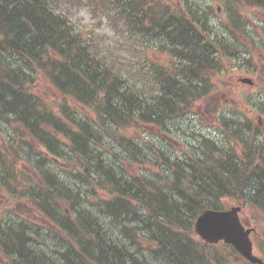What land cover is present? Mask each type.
<instances>
[{
  "label": "trees",
  "instance_id": "1",
  "mask_svg": "<svg viewBox=\"0 0 264 264\" xmlns=\"http://www.w3.org/2000/svg\"><path fill=\"white\" fill-rule=\"evenodd\" d=\"M227 1L264 8V0ZM82 8L98 22L85 21ZM229 11L232 24L219 27L198 0L176 9L165 0H0V135L9 136L0 137V187L51 222L47 229L19 217L0 222L1 257L10 264H228L198 238L194 222L204 209H225L224 199L264 213L260 126L225 120L218 139H199L183 157L121 131L134 124L172 130L213 89L207 77L224 70L222 53L251 67L246 51L256 30ZM111 26L127 53L106 45ZM150 43L169 53L167 65L143 57ZM38 74L57 101L35 89ZM19 161L27 171L16 168ZM136 164L139 172L128 170ZM20 177L27 182L17 187Z\"/></svg>",
  "mask_w": 264,
  "mask_h": 264
},
{
  "label": "rangeland",
  "instance_id": "2",
  "mask_svg": "<svg viewBox=\"0 0 264 264\" xmlns=\"http://www.w3.org/2000/svg\"><path fill=\"white\" fill-rule=\"evenodd\" d=\"M174 9L180 7L182 0H165ZM201 2L205 10H211L209 14L214 26L231 25V11L237 12L242 15L246 24L251 26L248 29H255L257 34V42L249 43L246 52H249L252 63L251 67H243L239 59L235 61L232 55H225L222 53L224 70L210 72L213 83V89L206 94L203 98L195 101L194 106L189 112L183 114L182 119H177L175 127L172 130L163 131L153 125L134 124L121 132L125 135H130L138 140L143 141L146 138L158 142L163 148H169L170 152L175 155L183 157L184 154L191 152L190 150L197 144L199 139L209 137L211 139H218L223 131L220 125L224 126L225 120H236L249 118L253 124L259 125V119L262 121L260 126V133L257 134V140L264 143V8L256 6H245L243 4H234L227 0H198ZM81 17L89 24L98 22L87 9H80ZM112 27V26H111ZM234 28V26L232 27ZM104 30L109 34L106 45L118 46L119 50L123 53L128 52V47L121 46L119 41L124 40L121 33L114 27H104ZM252 31V30H250ZM249 31V32H250ZM237 32L239 33L240 31ZM126 43V41H125ZM146 47V53L143 54L145 59L151 60L159 64L167 65L170 62L169 53L158 50L159 47L156 43H150ZM139 55V52H135ZM135 59L129 57L128 61ZM136 63L140 62L135 59ZM251 78L252 84L243 82L242 78ZM36 90H45L49 97L46 102L53 103L58 99L56 90L49 86L48 80L44 75L38 74ZM42 95V93H40ZM260 103V106L257 104ZM257 105V106H256ZM86 111V109H84ZM0 137L3 140H8L9 136ZM128 170L139 172L140 165H128ZM64 167V166H62ZM16 168L27 171L26 166H23L21 161L16 162ZM63 170V169H61ZM33 176V172L30 174ZM21 177L17 187L25 184ZM225 208L237 205L238 201L234 199H224ZM243 206L240 212L241 219L254 228L251 238L254 242V254L263 260L264 264V213L256 206L250 204H241ZM24 220L35 226L42 227L43 229L51 228V222L44 217L40 212L36 211L29 201L21 198L17 193L12 195L4 187H0V222L5 220L17 218ZM198 238H200L198 236ZM211 248V247H209ZM212 253L219 259H226L228 264H253L249 260L242 257V255L232 246L226 245L224 242L215 244L211 249ZM0 264H10L6 258L0 255Z\"/></svg>",
  "mask_w": 264,
  "mask_h": 264
},
{
  "label": "water",
  "instance_id": "3",
  "mask_svg": "<svg viewBox=\"0 0 264 264\" xmlns=\"http://www.w3.org/2000/svg\"><path fill=\"white\" fill-rule=\"evenodd\" d=\"M241 80L253 83L248 77ZM240 210V206H232L227 210L206 209L197 217L195 230L206 242L218 243L223 240L232 244L252 263L263 264V260L253 252V241L250 238L252 229L243 224Z\"/></svg>",
  "mask_w": 264,
  "mask_h": 264
},
{
  "label": "bare ground",
  "instance_id": "4",
  "mask_svg": "<svg viewBox=\"0 0 264 264\" xmlns=\"http://www.w3.org/2000/svg\"><path fill=\"white\" fill-rule=\"evenodd\" d=\"M158 263V262H157ZM160 264V263H159Z\"/></svg>",
  "mask_w": 264,
  "mask_h": 264
}]
</instances>
